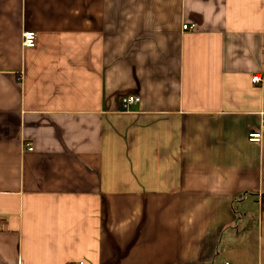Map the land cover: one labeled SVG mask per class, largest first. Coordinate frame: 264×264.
<instances>
[{
	"label": "crops",
	"instance_id": "1",
	"mask_svg": "<svg viewBox=\"0 0 264 264\" xmlns=\"http://www.w3.org/2000/svg\"><path fill=\"white\" fill-rule=\"evenodd\" d=\"M263 115L264 0H0V264H264Z\"/></svg>",
	"mask_w": 264,
	"mask_h": 264
},
{
	"label": "built area",
	"instance_id": "2",
	"mask_svg": "<svg viewBox=\"0 0 264 264\" xmlns=\"http://www.w3.org/2000/svg\"><path fill=\"white\" fill-rule=\"evenodd\" d=\"M195 29V26H188L185 25L183 26V30L184 31H190ZM37 44V34L35 32H26L23 35V46L27 49H33L36 47ZM262 81V77L260 75H255L252 78V82L256 85H259ZM121 108L124 110H128L130 107H132L133 105H138L142 103V98L140 95H133V94H127L124 95L121 100ZM263 120H262V125L261 128L259 130H256L252 133L249 134L248 136V140L251 143H256V144H260L262 143V141L264 140V115L262 116ZM29 151H32L33 148L32 147H28ZM69 264H85L84 262H76V263H69ZM228 264V263H226Z\"/></svg>",
	"mask_w": 264,
	"mask_h": 264
}]
</instances>
